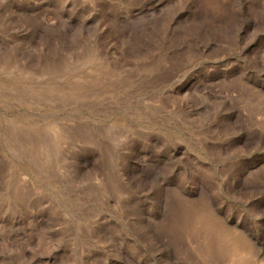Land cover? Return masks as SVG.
Wrapping results in <instances>:
<instances>
[{"label": "rangeland", "instance_id": "obj_1", "mask_svg": "<svg viewBox=\"0 0 264 264\" xmlns=\"http://www.w3.org/2000/svg\"><path fill=\"white\" fill-rule=\"evenodd\" d=\"M0 264H264V0H0Z\"/></svg>", "mask_w": 264, "mask_h": 264}]
</instances>
